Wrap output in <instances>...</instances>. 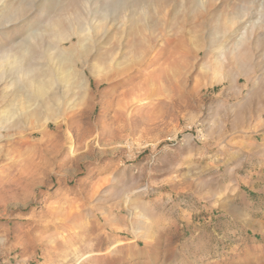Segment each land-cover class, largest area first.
<instances>
[{"label":"rangeland","instance_id":"rangeland-1","mask_svg":"<svg viewBox=\"0 0 264 264\" xmlns=\"http://www.w3.org/2000/svg\"><path fill=\"white\" fill-rule=\"evenodd\" d=\"M115 1L0 0V15L23 10L0 26V264H264V17L239 21L230 14L238 0H196L194 13L188 0ZM250 1L264 13V0ZM57 18L82 26L58 40L46 27ZM203 22L224 29L217 39L232 32L229 50L245 31V68L229 76L219 68L213 81L202 66L221 49L205 53ZM175 28V43L202 35V48L188 51L193 65L158 91L139 89L164 66L149 65L150 38L159 47ZM30 55L33 76L18 75ZM96 64L106 65L104 79ZM38 88L45 98L69 88L65 109L28 118L42 103Z\"/></svg>","mask_w":264,"mask_h":264},{"label":"bare ground","instance_id":"bare-ground-1","mask_svg":"<svg viewBox=\"0 0 264 264\" xmlns=\"http://www.w3.org/2000/svg\"><path fill=\"white\" fill-rule=\"evenodd\" d=\"M22 1V0H21ZM54 1H56V0H54ZM74 1H76V0H71V2L73 3ZM82 1V0H81ZM138 0H133V1H128V0H122V1H115V4H119V7H121V6H123V8H125V7H133L134 8V4H135V6H136V2H137ZM140 2H144V3H146L147 1H144V0H139ZM195 1L196 0H188V3L191 5L190 6V8H189V12L190 13H194V11L195 10H200V9H195L194 10V3H195ZM239 1V3L236 5V4H232L230 7H231V11L232 12H230V14L231 13H233L234 14V16H236V17H238V19H239V21H247L248 19L249 20H251L250 18H252V16H254V15H259V21H261L262 20V18L264 17L263 16V12H258V10L256 9V11H254L255 9H253L252 8V4H251V1L250 0H238ZM253 2H255L256 0H252ZM53 2V1H52ZM135 2V3H134ZM67 3V2H66ZM200 3V2H199ZM55 4V3H54ZM197 4H198V2H197ZM71 5V4H70ZM107 5V4H106ZM56 6V5H55ZM55 6H53V7H55ZM61 6V5H60ZM118 6V5H117ZM138 6V5H137ZM140 6V5H139ZM196 7V6H195ZM56 8V7H55ZM136 8V7H135ZM197 8V7H196ZM59 9V8H58ZM68 9V8H67ZM85 9V8H84ZM211 9V8H210ZM114 11H116L117 10V8H114L113 9ZM145 10V9H144ZM220 9H218V10H216V9H214V10H212V11H210V12H208L207 14H209V20L211 21V20H215V17L216 16H218V18L221 16L220 14V16L218 15V11H219ZM22 7H21V5L20 6H6V7H4V10H3V12H2V14L0 15V26L3 24V21H8V20H11L12 18L14 19V17H18V16H21L20 14H23L22 13ZM151 11V10H150ZM174 10H172V11H170V13H171V16H172V12H173ZM29 12V11H28ZM168 12H169V10H168ZM176 11H174V15L176 14L175 13ZM187 12V11H186ZM198 12H202L201 10L200 11H198ZM69 13V12H68ZM74 13V12H73ZM150 13H152V12H150ZM221 13V12H220ZM223 13V12H222ZM76 14V13H75ZM145 14V13H144ZM153 14V13H152ZM151 14V15H152ZM189 14V13H188ZM196 14H198L197 13V11H196V13H195V15ZM227 14V13H226ZM232 14V15H233ZM164 15H166L165 13H164ZM169 14L167 13V16H168ZM173 15V16H174ZM223 15V14H222ZM58 16H60V15H58ZM144 16H146V15H144ZM172 16V17H173ZM184 16V15H183ZM191 16H194V15H191ZM105 17V16H104ZM162 17H163V19H164V16L162 15ZM175 17V16H174ZM185 17H186V15H185ZM168 18V17H167ZM167 18H165V19H167ZM187 18H189V17H186V21H187ZM207 18H208V16H207ZM148 19H150V18H148ZM169 19H170V17H169ZM173 19V18H172ZM192 19H194V17H192ZM62 20V19H61ZM75 20V19H74ZM76 20H77V18H76ZM79 20V19H78ZM97 20V19H96ZM153 20V21H152ZM195 20H196V18H195ZM205 20V19H204ZM207 21H208V19H206ZM217 20V19H216ZM216 20L214 21L215 23V25H217L218 23L216 22ZM258 20V19H257ZM264 20V19H263ZM64 21V20H63ZM67 21V20H66ZM150 21H152V22H154V19H152V17H151V20ZM164 21V20H163ZM170 21H171V19H170ZM199 21V20H198ZM209 21V22H210ZM217 21H220V20H217ZM237 21V20H236ZM77 22V21H76ZM145 22H147V21H145ZM148 22H149V20H148ZM151 22V23H152ZM166 22H168V21H166ZM165 21H164V23H166ZM196 22V21H195ZM212 22V21H211ZM258 22V21H257ZM68 23V22H67ZM78 23V22H77ZM151 23L149 22L148 23V25H150L151 26ZM169 23V22H168ZM192 23H194V22H192ZM196 23H198V22H196ZM200 23V22H199ZM217 23V24H216ZM240 23V22H239ZM244 23V22H243ZM154 24H155V22H154ZM154 24H152V25H154ZM162 25H164L165 26V24H163V23H161ZM170 24V23H169ZM220 24V23H219ZM221 24H223L222 22H221ZM234 24V23H233ZM233 24H232V26H233ZM260 24V23H259ZM262 24V23H261ZM63 25V23L62 22H60V19H56L55 20V23H52V24H49V25H47L46 27H47V30H49V32H51V34L50 35H54V36H56V37H58V40H64V39H70V37H72V36H75L77 33H78V29H80L81 28V26H82V24H79L78 26H76V27H72V26H70L69 25V27L68 26H62ZM77 25V24H76ZM142 25V24H141ZM144 25H146V24H144ZM168 25V24H167ZM196 26L198 25V24H195ZM194 25V26H195ZM203 25L206 27H204L205 29V31H206V34L203 32V35H205L206 37H207V40H206V38H205V40H206V43L204 42L205 40H203V42L205 43H203L204 45H205V53H209V52H213L217 47H219L218 49H221L220 51H221V54L219 55V58H218V56L216 57L217 59H213L212 57H208L207 59H206V61H204V66H202V67H205V70L207 69V71H212L213 70V72H211V73H213V75H211L212 77V79H214L213 81H218L219 79H217V77L216 76H218L217 74H218V70H220L219 68H223V74H226V75H231L232 73H233V69L234 68H236V69H240V70H242L243 68H245V65H246V63L248 62L247 61V59H248V54L246 53V52H248V51H246L245 50V48L247 49V50H249V51H251V49H249V47L247 48V47H243L242 46V42L241 41H239L240 40V38L242 37V35H243V33L244 34H246L245 33V31L246 32H248L249 34H250V31H252L253 29L255 30V26H256V22H251V23H249L248 25H250V26H246V27H250V28H248L249 29V31H247V30H245V31H241L242 32V34L238 37V40L233 44V46H235L236 48L235 49H232V48H230V50L228 49L229 48V46H228V38H230L231 37V34H232V32L231 33H227V35H226V37H225V34H226V32H224L223 33V37L221 38H216V37H214L213 36V32H215L216 33V31L218 32L219 30H221V28L220 27H218V28H220L219 30L215 27V26H212L213 24H206V23H204L203 22ZM202 25V26H203ZM247 25V24H246ZM138 26V25H137ZM155 26H157L156 24H155ZM194 26H191V27H194ZM200 24H199V28H200ZM202 26H201V28H202ZM227 26H229L228 24H227ZM232 26H230V31H234V30H232L231 29V27ZM244 26V25H243ZM258 26V25H257ZM262 26V25H261ZM45 27V28H46ZM140 26H138L137 28H136V30L139 28ZM141 27H143V25L141 26ZM141 27H140V29H141ZM158 27H161L160 25L158 26ZM158 27H156V29L158 28ZM163 27V26H162ZM161 27V28H162ZM165 27H167V26H165ZM180 27V26H179ZM186 27V26H185ZM221 27H222V25H221ZM226 27V26H225ZM224 26H223V28H225ZM245 27V26H244ZM146 28H148V27H146ZM150 28H154V27H150ZM164 28V27H163ZM174 29V27H170V29H168L169 31H171V29ZM195 29H197V27H194ZM194 28H191L190 30H192V29H194ZM200 28V29H201ZM228 27H226L225 28V31H226V29H227ZM139 29V30H140ZM145 29V28H144ZM155 29V28H154ZM155 29V30H156ZM167 29V28H166ZM166 29H164V31H167ZM177 29H179V28H177ZM217 29V30H216ZM243 28L241 27V30H242ZM246 29V28H245ZM122 30V29H121ZM149 30V29H148ZM154 30V31H155ZM202 31H203V28L201 29ZM216 30V31H215ZM240 30V29H239ZM145 31V30H144ZM151 31L153 32V30L151 29ZM150 31V32H151ZM163 31V30H162ZM167 32V34L165 33V35L164 36H162V38H163V40H162V38H161V40H162V42H163V44H162V42H158V43H160L161 45L159 46V47H157V43H156V40H155V38L153 39V37L152 38H150L149 36H151V35H147L148 36V38H147V41H148V39L150 38L151 39V41L148 43L147 41V43L149 44L148 45V50L146 49L147 47H145V52L146 51H148L149 53H150V55H149V57H148V62H149V65H154V64H156V63H159L160 64V62H161V60H162V64H164V66L163 67H158L157 69H155V70H152L151 72H150V75L148 76V78L146 79L145 78V81L139 86L138 85V87H139V89H145L146 91H150V92H155L154 90H160L161 88H162V86H166V85H168V83L170 84V83H172V80H173V78H177L178 76L176 75L178 72H177V70H180L179 68L180 67H183V66H187V65H190V64H192L193 62H191L188 58H187V56L189 55V53H188V51H190V50H192V49H194L193 48V46L195 45H198L197 43H200V42H195V40H196V38H194L195 36H196V34H198L199 33V31H197L198 33H195V30H192V31H194V33H195V35L194 36H191L192 37V40H194V42L189 38V39H186L185 38V36H182L183 37V39L181 40V41H179V42H177V43H175L176 41V37H177V34L178 33H176V28H175V32H173V33H171L170 34V32ZM187 31V30H186ZM188 31H189V29H188ZM202 31H201V33H202ZM223 31H224V29H223ZM222 30L220 31L221 33L223 32ZM229 31V30H228ZM236 31H234V33H235ZM146 33V32H145ZM156 33V32H155ZM162 33H164V32H162ZM180 33L181 34H183L184 33V29H181L180 30ZM221 33H220V35H221ZM239 33H240V31H239ZM253 33H254V31H253ZM152 34V33H151ZM180 34V35H181ZM189 34H190V32H189ZM200 34V33H199ZM198 34V35H199ZM219 34V33H218ZM156 35V34H155ZM154 35V36H155ZM187 35H188V33H187ZM191 35V34H190ZM214 35H217V33L216 34H214ZM233 35V34H232ZM235 35V34H234ZM236 35H238V34H236ZM252 35V34H251ZM81 36V35H80ZM153 36V35H152ZM202 36V35H201ZM201 36H199L198 38H197V40L196 41H198V39L201 37ZM218 37H219V35H217ZM222 36V35H221ZM78 37H79V35H78ZM190 37V36H189ZM225 37V39H223ZM237 37V36H236ZM249 37V36H248ZM37 39H38V37H36ZM181 38V37H180ZM179 38V39H180ZM203 38V37H202ZM45 39V38H44ZM81 39V38H80ZM204 39V38H203ZM221 39H223V40H221ZM231 39V38H230ZM235 39V38H234ZM32 40H34V39H32ZM78 40V39H77ZM119 40V39H118ZM160 40V41H161ZM202 40V39H201ZM232 40V39H231ZM243 40V39H242ZM40 41H42V40H40ZM141 41V40H140ZM140 41H138L137 43H134V44H138ZM144 41H145V39H144ZM159 41V40H158ZM165 41V42H164ZM175 41V42H174ZM32 42V41H31ZM45 42V41H44ZM59 42H61V41H59ZM84 42V41H83ZM146 42H144L145 44L144 45H146L147 43ZM173 42H174V44H173ZM234 42V41H233ZM241 42V43H240ZM141 43V42H140ZM194 43H196V44H194ZM93 44V43H92ZM201 44L202 43H200V47L202 48V46H203V44H202V46H201ZM232 44H231V47H232ZM56 46V44H53V46L51 45V44H49V46L51 47V48H53V47H55ZM140 45H143L142 43L140 44ZM227 45V46H226ZM36 46V45H35ZM49 46H47V48H50ZM112 46V45H111ZM138 46H139V44H138ZM137 45H136V47H138ZM244 46H247L246 44L244 45ZM43 47V46H42ZM46 47V46H45ZM76 47V46H75ZM74 46H73V48H75ZM136 47H133L134 49L136 48ZM198 47V49H199V45L197 46ZM197 47H195V50L197 51ZM254 47V46H253ZM72 48V49H73ZM132 47H130V49H131ZM132 48V49H133ZM140 48V47H139ZM200 48V49H201ZM234 48V47H233ZM55 49V48H54ZM144 49V48H143ZM142 49V50H143ZM157 49H159V53L158 54H155L154 53V51L156 52V50ZM199 49V50H200ZM231 49H232V51H231ZM238 49H240V50H238ZM19 50V49H18ZM46 50V49H45ZM58 50V49H57ZM136 50V49H135ZM134 50V51H135ZM138 50V49H137ZM140 50H141V48H140ZM141 50V52L143 53V51ZM233 50H235V51H239V53L238 52H235V51H233ZM158 51V50H157ZM43 52V51H42ZM59 52V51H58ZM82 52H84V51H82ZM111 52V51H110ZM234 52V53H233ZM253 52V51H252ZM141 53V54H142ZM192 53V52H191ZM191 53H190V55H191ZM197 53V52H196ZM196 53H194V54H196ZM233 53V54H232ZM33 54V53H32ZM31 54V55H32ZM36 54V53H35ZM85 54V53H84ZM135 54V53H134ZM231 54L233 55V56H231ZM29 56V58L31 59V58H33L34 59V57H32V56ZM122 55V54H121ZM125 55V54H124ZM128 55V54H127ZM126 55V56H127ZM130 55V54H129ZM139 55V54H138ZM249 55H250V53H249ZM136 56V55H135ZM80 57V56H79ZM7 58V53H4L3 52V54L2 55H0V60L1 61H4V59H6ZM42 58V57H41ZM103 59H105L104 57H102ZM126 58V57H125ZM192 58H194V57H192ZM192 58H190L191 60H192ZM28 59V58H27ZM30 59H28V60H26L25 59V62L28 64H26V65H24V63H23V65H21V63H20V65L18 66V75H30L31 77L33 76V73L35 72V63H34V60H30ZM82 59H83V57H82ZM98 60H100V57H99V59ZM127 60H128V58H127ZM134 60V59H133ZM21 61H23L22 59H21ZM29 61V62H28ZM113 61V60H112ZM5 62V61H4ZM100 62V61H99ZM116 62V61H115ZM128 62V61H127ZM85 63V62H84ZM112 63V62H111ZM114 63V62H113ZM249 63V62H248ZM67 64V63H66ZM108 64V63H107ZM116 64V63H115ZM39 65V64H38ZM97 65V64H96ZM95 65V66H96ZM193 65V64H192ZM64 66V65H63ZM94 66V65H93ZM95 66H94V69H95ZM156 66V65H155ZM6 67V66H5ZM112 67V66H111ZM4 68V67H3ZM93 68V67H92ZM108 68V67H107ZM109 68H110V66H109ZM108 68V69H109ZM247 68V67H246ZM106 69V65L105 66H100V67H98V65H97V67H96V69H95V75L96 76H98V77H100V78H103V77H105V75H107V70H105ZM215 69V70H214ZM53 70V69H52ZM111 70H112V68H111ZM114 70V69H113ZM38 71V70H37ZM36 71V72H37ZM75 71V70H74ZM73 71V72H74ZM206 71V72H207ZM8 72V71H7ZM56 72H57V70H56ZM72 71H71V73H73ZM108 72H110V69L108 70ZM112 72V71H111ZM38 73V72H37ZM75 73V72H74ZM73 73V74H74ZM181 73V72H180ZM1 74V73H0ZM4 74V73H3ZM68 74H69V70H68ZM52 75V74H51ZM71 75V74H70ZM78 75V74H77ZM80 75V74H79ZM233 75V74H232ZM2 76V75H1ZM11 76V75H10ZM72 76V75H71ZM177 76V77H176ZM2 77H4V76H2ZM75 77V76H74ZM80 76H78V78H79ZM76 78V77H75ZM81 78V77H80ZM104 79V78H103ZM103 79H100V80H103ZM106 79V78H105ZM221 79V78H220ZM13 80V79H12ZM19 80H20V78H19ZM18 80V81H19ZM73 80V79H72ZM177 80H178V78H177ZM67 81V80H66ZM77 81V80H76ZM179 81V80H178ZM212 81V80H211ZM176 83V82H175ZM66 84V83H65ZM174 86V85H173ZM43 87H45V86H43ZM58 87V86H57ZM71 87V86H70ZM35 88V87H34ZM51 88V87H50ZM60 88V87H59ZM138 89V88H137ZM61 90V89H60ZM68 90H69V88H68ZM68 90H64V92H62V94H59L58 96H56V97H54L53 98V95L52 96H49V97H47V98H45L44 96H46V94L45 95H42V94H44V90H43V88H38L37 89V91L35 92V93H37V96L36 97H39V96H43L42 98H43V100H41L42 101V103H41V105L39 104V106L36 108V109H34V110H32V111H30L31 113L30 114H27L26 116H28V118L30 117L31 119H41L42 117H45V118H49V116H50V114L51 115H53L55 112H62L63 111V109H65L64 108V106L63 105H65L64 103H63V100H59V98H64V96H65V94L66 93H68ZM71 90V89H70ZM72 91V90H71ZM77 91V90H76ZM79 91H80V89H79ZM137 91V90H136ZM135 91V92H136ZM32 92V91H31ZM35 93H33V94H35ZM127 93V92H126ZM69 94V93H68ZM64 95V96H63ZM35 96V95H34ZM50 97H52V99L50 98ZM27 98H29V97H27ZM41 98V97H40ZM65 99V102L67 101V99L66 98H64ZM85 99V98H84ZM37 100V99H36ZM39 101V100H38ZM26 113H27V110H26ZM62 115V114H61ZM41 117V118H40ZM44 118V119H45ZM30 119V120H31ZM53 119V118H52ZM34 121V120H33ZM40 121V120H39ZM36 123V122H35ZM20 124V123H19ZM17 127V126H16ZM20 128V127H19ZM43 136H45L46 137V139L45 140H47V137H48V135L47 134H44ZM63 138V137H62ZM51 142V141H50ZM39 143V142H38ZM43 143H45V142H43ZM42 144V143H41ZM41 144L39 145L38 144V148H37V150H39V152L41 153L43 150H44V145L43 146H41ZM55 145V144H54ZM46 146V145H45ZM53 146V145H52ZM57 146V145H56ZM41 148V149H40ZM47 148V147H46ZM45 148V149H46ZM56 151V150H55ZM38 153V152H37ZM56 154V153H55ZM42 160V159H41ZM45 160V159H44ZM39 161V160H38ZM31 162H32V160H31ZM40 162V161H39ZM129 222H130V219L129 220H126V223L127 224H129ZM131 223V222H130ZM136 233V232H135ZM138 233V232H137ZM136 233V236H138V234ZM75 237H76V235H74ZM135 236V237H136ZM73 237V236H72ZM119 243V242H118ZM65 254V253H64ZM96 254V252H89V253H87V254H85V255H80V256H78V257H81L80 258V260H82V259H84L85 257H88V256H92V255H95ZM77 257V258H78Z\"/></svg>","mask_w":264,"mask_h":264},{"label":"crops","instance_id":"crops-1","mask_svg":"<svg viewBox=\"0 0 264 264\" xmlns=\"http://www.w3.org/2000/svg\"><path fill=\"white\" fill-rule=\"evenodd\" d=\"M260 148H261V157L263 158L262 159V162H263V168H264V144H262V145H260ZM258 174V173H257ZM264 178V174H263V172H259V175L257 176V178Z\"/></svg>","mask_w":264,"mask_h":264}]
</instances>
